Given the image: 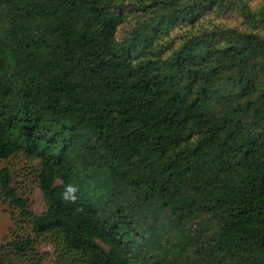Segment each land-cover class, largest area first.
<instances>
[{
  "label": "trees",
  "instance_id": "1",
  "mask_svg": "<svg viewBox=\"0 0 264 264\" xmlns=\"http://www.w3.org/2000/svg\"><path fill=\"white\" fill-rule=\"evenodd\" d=\"M138 1L0 0V160L46 204L0 168V264H264V2L163 45L229 4Z\"/></svg>",
  "mask_w": 264,
  "mask_h": 264
},
{
  "label": "rangeland",
  "instance_id": "2",
  "mask_svg": "<svg viewBox=\"0 0 264 264\" xmlns=\"http://www.w3.org/2000/svg\"><path fill=\"white\" fill-rule=\"evenodd\" d=\"M149 0H146V2ZM227 2L225 8L215 10H206L197 21L192 24L181 23L179 25H172L167 33L162 36L160 43L163 45L171 44L173 40L180 36L182 33H186L192 29H204L213 26H236L240 29L244 28L247 24L244 17L240 13L238 7L235 5V1H242L248 5L251 9L258 8L264 2V0H225ZM126 2H132L134 4H140L138 0H126ZM125 17L123 21L118 25L116 30L117 39H122L128 35L129 31L136 25V22L145 17L143 10H136L134 7H126L123 11ZM250 29V27H248ZM8 164L11 168L14 177V186L18 193L27 199L29 208L34 214H40L46 207L45 201L41 196V193L37 187L34 172L32 170L31 163L23 155L14 156L6 161L0 160V168ZM12 211L8 207L4 199L0 197V242L8 234L9 230L16 226L15 221L19 219L16 212ZM14 214V218L12 215ZM37 247L41 250L51 252L52 248L45 243H38ZM53 258L48 256L43 264H52Z\"/></svg>",
  "mask_w": 264,
  "mask_h": 264
}]
</instances>
